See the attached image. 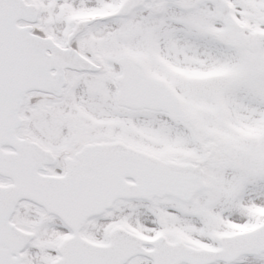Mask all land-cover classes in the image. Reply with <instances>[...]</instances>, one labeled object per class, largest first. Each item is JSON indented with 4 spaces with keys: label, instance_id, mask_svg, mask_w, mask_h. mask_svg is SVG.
Returning <instances> with one entry per match:
<instances>
[{
    "label": "snow or ice",
    "instance_id": "6c2138e0",
    "mask_svg": "<svg viewBox=\"0 0 264 264\" xmlns=\"http://www.w3.org/2000/svg\"><path fill=\"white\" fill-rule=\"evenodd\" d=\"M0 264H264V0H0Z\"/></svg>",
    "mask_w": 264,
    "mask_h": 264
}]
</instances>
